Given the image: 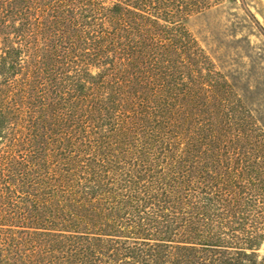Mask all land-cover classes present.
Masks as SVG:
<instances>
[{
    "label": "trees",
    "instance_id": "obj_1",
    "mask_svg": "<svg viewBox=\"0 0 264 264\" xmlns=\"http://www.w3.org/2000/svg\"><path fill=\"white\" fill-rule=\"evenodd\" d=\"M217 0H0V264H264V125L184 24Z\"/></svg>",
    "mask_w": 264,
    "mask_h": 264
},
{
    "label": "rangeland",
    "instance_id": "obj_2",
    "mask_svg": "<svg viewBox=\"0 0 264 264\" xmlns=\"http://www.w3.org/2000/svg\"><path fill=\"white\" fill-rule=\"evenodd\" d=\"M184 24L264 125V0H217Z\"/></svg>",
    "mask_w": 264,
    "mask_h": 264
}]
</instances>
